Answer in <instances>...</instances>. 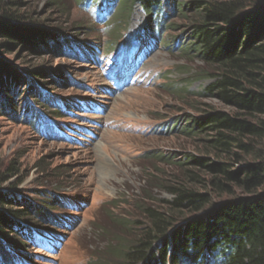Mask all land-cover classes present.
I'll return each instance as SVG.
<instances>
[{
  "label": "rangeland",
  "instance_id": "374dc122",
  "mask_svg": "<svg viewBox=\"0 0 264 264\" xmlns=\"http://www.w3.org/2000/svg\"><path fill=\"white\" fill-rule=\"evenodd\" d=\"M16 1V9L33 22L67 38L37 51H0L23 74L12 104L1 100L0 174L6 180L0 190L42 207L53 204L50 214L56 219L46 236L24 241L17 255L26 264L110 259L109 242L133 240L145 224L143 206L163 209L172 199L169 186L182 182L178 159L207 154L202 142L163 125H176L181 115H198L207 107L230 108L207 93L212 78L202 74L211 72L209 66L192 52H181L180 45H164L171 35L181 46L185 38L190 42V0H177L188 3L183 11H176L175 0H162L172 27L144 55L135 40L146 20L138 3L127 21L114 23L120 4L101 20L94 4L84 0ZM243 1L250 3L245 9L262 4ZM74 45L84 46L83 53ZM38 69L41 77L34 73ZM122 75L126 80L118 89ZM88 99L102 111L83 109L80 100ZM60 106L64 117L53 116ZM29 110L50 117L54 126L32 125L25 117Z\"/></svg>",
  "mask_w": 264,
  "mask_h": 264
},
{
  "label": "trees",
  "instance_id": "16d2710c",
  "mask_svg": "<svg viewBox=\"0 0 264 264\" xmlns=\"http://www.w3.org/2000/svg\"><path fill=\"white\" fill-rule=\"evenodd\" d=\"M16 2L0 0V51H37L65 38L22 14ZM189 2L175 0L174 5L183 11L188 4L192 11L186 16L190 42L185 38L181 46L179 37L171 35L164 45H180L181 52H192L209 66L211 72L202 74L212 78L207 93L230 110L207 107L198 115H181L176 125H163L202 142L207 154L186 153L178 159L182 182L169 186L173 197L164 210L143 206L146 222L135 238L111 240L105 247L111 258L93 256L89 264H111L113 258L116 264H264V0L251 9L244 8L250 3L243 0ZM97 3L113 11L120 4L114 23L127 21L132 5L138 3L146 15L137 36L142 41L154 44L172 27L163 15L162 0ZM34 73L41 77L42 70ZM22 77L0 56V108L2 101L12 104L13 89ZM52 115L64 117L61 109ZM28 116L31 121L44 117L38 110H29ZM5 180L0 174V184ZM48 201L52 200H43ZM50 205L20 201L14 193L0 190V264H19L23 242L37 231H48L56 220Z\"/></svg>",
  "mask_w": 264,
  "mask_h": 264
}]
</instances>
